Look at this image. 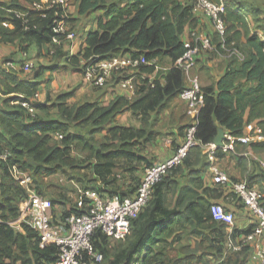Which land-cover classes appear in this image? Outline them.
<instances>
[{
	"label": "trees",
	"instance_id": "16d2710c",
	"mask_svg": "<svg viewBox=\"0 0 264 264\" xmlns=\"http://www.w3.org/2000/svg\"><path fill=\"white\" fill-rule=\"evenodd\" d=\"M97 9L104 10L105 17L100 18L99 28L87 35L86 46L77 54L67 55L66 66L84 75L90 61L122 54L147 61L169 59L173 65L164 74V83L158 75L152 81L143 78L136 84L133 98L118 95L110 104L101 105L91 101L71 103L73 90L60 93L52 104L51 98L42 102L34 96L49 67L42 65L36 77L26 78L19 69L4 66L11 57L0 62V264H59L60 260L59 246H42L38 231L29 223L23 221L22 230L14 225L22 214L21 203L28 197L27 189L12 174L14 166L31 175L35 189L44 196L43 188L50 187L47 178L58 173L75 175L82 168L93 177L88 180L85 172L79 178L97 183L90 189L106 197L133 196L141 174L153 164L148 154V147L157 139L153 114L170 107L186 87L184 70L175 63L186 50L181 35L193 18L192 5L179 0H78L82 15ZM57 11L62 8L52 5V0H0V43H18L23 52L35 45L41 53L44 45L51 44L53 59L64 56L68 41L54 31ZM226 19V44H233L235 49L226 73L218 82L203 87L205 104L197 119V137L203 144L215 141L221 126L242 135L246 112L250 121L259 119L264 128V39L252 33L247 20L232 6L228 5ZM56 37L61 43L54 42ZM155 69V65H141L142 73ZM115 77L121 80L124 76ZM27 101L31 109L24 105ZM128 110L141 121L140 127L113 124L108 128ZM189 123L179 130L183 137ZM107 128L101 139L99 135ZM254 148L264 150V141ZM222 152L219 150L217 157L222 158ZM208 161L204 147L195 146L179 166L158 181L124 244L113 245L108 234L97 230L94 245L104 257L95 264L132 260L141 264H211V258L219 264H252L251 245L238 250L227 246L229 236L250 234L256 224L229 232L226 222L214 218L212 207L222 204L217 200L236 194L214 181L213 187L206 184ZM185 176L189 181L184 185L181 181ZM247 178L253 186L252 174ZM52 201L54 208L63 206L58 218L65 219L84 211L89 198L86 196L85 207L75 209L68 208L64 194ZM187 237L196 238L195 245L186 244ZM85 259L91 262L90 255Z\"/></svg>",
	"mask_w": 264,
	"mask_h": 264
},
{
	"label": "built area",
	"instance_id": "2783aa9c",
	"mask_svg": "<svg viewBox=\"0 0 264 264\" xmlns=\"http://www.w3.org/2000/svg\"><path fill=\"white\" fill-rule=\"evenodd\" d=\"M70 0H52V5H58L62 11H57L54 19V31L64 35L66 41L72 43L77 36V31L69 26V14L67 6ZM195 8L202 10L211 20L222 47H226L228 21L226 19L228 4L225 0H193ZM54 38V42L61 43ZM186 50L183 56L177 60L176 66L182 68L187 78L186 87L181 91L180 98L185 103L191 122L186 127L183 141L171 156L161 162L153 163L144 172L141 183L133 196L120 199L118 197H106L96 189H89L87 208L80 213H72L65 219H60L55 213L52 199L38 193L33 184V178L27 172L17 166L12 168L13 176L27 189L28 197L22 202L21 210L23 221L29 223L38 231L41 245L56 244L60 248L59 264H95L104 257L103 253L96 250L94 235L97 230L108 234L111 240H125L131 233L133 221L138 218L144 207L149 203L153 195L155 184L166 176L173 168L179 166L189 151L198 145H202L207 152L210 162V170L215 183L226 186L242 200L249 211L255 216V227L250 234L244 235L241 241L234 243L229 240L228 248L238 250L243 245H251L252 241L264 237V193L249 183L242 180H234L231 175L218 164L217 153L219 150L229 153L235 150L238 142L248 143L254 140H264L261 128H257L254 134L226 135L224 143L217 145L215 141L203 144L197 137L198 114L205 104V91L200 78L193 74L197 65L198 55L202 51L214 50L216 44L209 35L201 34L196 30L191 33V38L184 41ZM235 48L233 47V50ZM27 56V52H24ZM158 59L151 61L134 57L131 54H122L90 61L84 71V78L92 85L103 86L115 74L122 75L120 83L135 93L138 78H149L147 73L141 72V65H155L160 67ZM15 60H8L4 66L10 69H22L24 73H30L34 69L33 60H24L21 64ZM21 70V71H22ZM152 81V79H150ZM39 98L37 92L34 96ZM29 109L31 102H24ZM2 158L6 159V155ZM264 168V160L260 161ZM212 213L216 220L226 222L231 228L235 224V214L226 207L217 203L212 207ZM91 257V262L85 259V255ZM252 264H264V242L258 240L253 245ZM125 264H141L139 260H132Z\"/></svg>",
	"mask_w": 264,
	"mask_h": 264
},
{
	"label": "crops",
	"instance_id": "0c3cea01",
	"mask_svg": "<svg viewBox=\"0 0 264 264\" xmlns=\"http://www.w3.org/2000/svg\"><path fill=\"white\" fill-rule=\"evenodd\" d=\"M181 4L183 5H192L193 6V18L192 20L185 26V29L181 35V38L183 41L189 40L191 38V33L193 30L198 31L201 34L209 35L214 39H217L218 34L215 31V28L209 19V17L200 9H197L193 5V0H179ZM227 1L229 3H227ZM225 2L232 6L237 12H239L249 23L252 33H257L259 36L264 39V26L255 27V24L264 25V20H260L261 18H264V11L260 12V8L255 6L251 0H243V2L240 3H234L232 0H225ZM258 11V12H257ZM68 12L72 14L71 19L75 20L77 24V36L74 39L72 43L68 42L64 46L65 55H61L60 57L56 59H53L51 53H52V45L47 44L43 46V52L41 53V50H39L35 45H33L30 48V52L33 53L35 51V58L39 61H46V63L49 64H41L49 67V69H46V72H56L55 76L59 73H62L66 70H71L69 74H71V79L76 81V77L80 75L82 79L78 81L79 83L83 81V84L86 86L87 80L84 78V75L82 72L74 70L71 66H66V58L67 55H73L77 54L81 48L86 46V38L89 32L92 30H97L99 28L98 23L100 18L105 17L104 10L97 9L91 11L87 15H82L79 13L78 10V0H70L68 4ZM259 14V15H258ZM252 18V20H251ZM261 21V22H259ZM215 42V41H214ZM216 44V43H215ZM218 44V43H217ZM20 45L18 43L11 44V43H0V50L3 54L8 55H14L13 57H17L18 63L23 60V51L20 49ZM44 57H41V56ZM217 56H211L208 52L202 51L198 55L197 59V66L193 69V74L197 75L203 82L202 87L208 86L213 82H218V80L226 73L227 70V60L220 57L221 60L219 61ZM2 57H0V60ZM2 62V61H0ZM166 65L163 64L160 60L157 61V63L160 65L158 69H155L154 72L148 73L147 75L150 79H155V77L158 75L161 81L164 83L165 78L160 76L163 74H166L167 69L171 67L173 64L170 63L169 59H165L164 61ZM23 63V62H22ZM43 63V62H42ZM58 64V66H57ZM71 67V68H69ZM52 68V69H51ZM68 68V69H67ZM51 69V70H50ZM20 75L22 77H30L28 74L24 73L20 69L18 70ZM45 72V73H46ZM47 72V73H48ZM75 73V74H72ZM36 77V75L34 76ZM32 77V78H34ZM186 77V75H185ZM137 84H141L143 82V78H138ZM42 84L40 87V97L39 100L42 102H46L51 98V101H49L50 104L53 103V101L56 99V97L65 91H60L58 93H54L57 91L60 87V84H58L57 80H52L50 78H44L41 80ZM77 82V83H78ZM201 82V83H202ZM75 83V84H77ZM89 83V82H88ZM187 83V78H186ZM68 91V90H67ZM118 95H124L128 98H133L135 93L132 92V90L128 87L123 86L120 83V80L114 76H112L109 81L103 85V86H97L94 88V95L91 96L90 100H79L82 97L79 96V93L75 94L73 98L70 99L71 103L74 102H84V101H91V102H97L101 105H108L110 104L116 96ZM50 96V97H49ZM92 99V100H91ZM178 100L182 103H184L180 95L175 99V101ZM173 101L170 102V105ZM185 104V103H184ZM186 106V105H185ZM172 107V106H171ZM167 107L164 111L166 115L170 116V120L167 122L168 129H171V131L168 133V138H165V151L166 155L162 156L158 159V162H161L171 156L175 150V148L183 141V135L179 136L180 131H178L177 135V128L180 130L182 124L181 121L184 120L185 116L189 117V114L187 113V110H184V112H180L178 110V107ZM249 112H246L245 115V125L243 129L242 135H249L254 134L255 130L257 128H261L264 134V128L259 124V119H255L250 121L248 119ZM113 124H120L123 126H141V121L136 117L132 111H125L124 113L120 114L116 120L110 122L108 124V128L112 126ZM108 128L105 130V133H107ZM224 129L226 132V135L231 133L226 127H220V129ZM176 133V138H172V134ZM179 136V137H178ZM226 138V137H225ZM161 139L158 137V140ZM225 140V139H224ZM264 140H254L248 143L244 142H238L236 144V148L234 151L225 153L222 158L218 157V164L227 172L231 173V176L238 180L242 179V181H246L249 183L247 174L250 173L253 176L252 181L253 186L260 189L264 193V168L261 166L260 161L264 160V150H259L254 148L255 144H258ZM159 143V142H158ZM208 156V155H207ZM231 159V160H230ZM210 164V162L208 161ZM231 166V167H230ZM204 174V180L206 184L210 187H213V174L210 170V167ZM188 177L185 176L184 180L181 181L182 184L188 183ZM230 192V191H229ZM225 197V196H224ZM221 197L217 201L222 202V204L225 205V207L232 211L235 214V224L234 227L229 228V232H232L233 228H240L245 229L249 227L251 224L255 223V216L249 211V209L245 206V209H239L236 206V203L230 202L229 198ZM56 215L59 217L61 215L62 210L55 209ZM23 222L22 217H20L17 221L14 222V225L17 229H21V223ZM245 234H240L236 238H234L232 235L229 236V240L233 241L234 243H237L241 241V239L244 237ZM258 240H262L264 242V237L257 238L252 241L251 246L253 247L254 244L257 243ZM184 242L186 244H192L195 245L196 238L187 237L184 239ZM20 264V263H18Z\"/></svg>",
	"mask_w": 264,
	"mask_h": 264
},
{
	"label": "rangeland",
	"instance_id": "374dc122",
	"mask_svg": "<svg viewBox=\"0 0 264 264\" xmlns=\"http://www.w3.org/2000/svg\"><path fill=\"white\" fill-rule=\"evenodd\" d=\"M251 1L255 6L260 8V10H261L260 12L264 11V0H251ZM227 3H229V2L227 1ZM67 11H68V6H67ZM68 14H69V16H72V14H70L69 12H68ZM251 20H252V18H251ZM260 20L262 21V20H264V18H261ZM261 21H259V22H261ZM69 26L72 28H75V30H76L77 24H76L75 20L70 19ZM254 26L259 27V26H264V25L255 24ZM214 41H215V43H218L220 41V38L217 37V39H214ZM232 50H233V44H230V45H227L226 47H223L221 49L216 47V48H214V50H209L206 52H208L211 56H217L216 58H218L219 61L221 60L220 57L222 56V58L225 59V61L227 60V62H228V60H230V58L232 56ZM6 55L7 54H3L2 51L0 50V57H2V59L0 61L6 60V58L11 57V59H7V60H15L18 63V60L20 59V58L17 59V57L16 58L13 57L14 55H8V56H6ZM41 57H44V56L42 55ZM28 59L33 60V62L35 64L34 69L30 73H27L30 77H34L36 74H38L41 71V69H42L41 64H49V63H46V61L37 60L35 58V51L33 53H31L29 51V52H27V56H25L24 52H23V60L18 63V64H20V67H22V65H21L22 62H24V60H28ZM162 63L163 64H161V65H166V64H164L165 63L164 61ZM57 66H58V64H57ZM69 68H71V67H69ZM70 71L71 70H66L62 73L57 74L56 76H55L56 72H48L47 71L48 73L47 72L45 73L44 78L48 77V78H51L53 81L57 80L58 84H60L59 89L57 91H55L54 93H58L60 91H65V90L66 91L67 90L68 91L73 90L75 92V94L79 93V96L82 97L79 100H90L91 96L94 95V88L97 86L92 85L88 82L85 86L83 84V81H82V83L81 82L79 83L78 81H80L82 79V77L80 75H78L76 77V81L72 80L71 74H69ZM72 74H75V73H72ZM160 76H162V77L164 76L163 72H162V75H160ZM200 81L202 82L201 79H200ZM75 83H77V84H75ZM201 84H203V82ZM2 98L3 97L0 95V102H1ZM174 106L178 107V110H180V112H184V110H187L185 104L178 101V100H176V101L174 100L171 103L170 107L173 108ZM152 119H153L152 121L154 124L153 128L156 132L157 139L154 143H152L150 145L151 147L150 146L148 147V150H149L148 154L151 157L152 163H156V162H158V159L160 157L166 155V151H165L166 147L164 146L166 143L165 138H168L167 137L168 133L171 131V129H168V127H167V122L171 118L169 115L165 114L164 110H162V111H159L158 113L155 112L153 114ZM189 120L191 122V119H189V117L185 116L184 120H182L181 123L182 124L183 123L185 124L187 122L189 123ZM178 131L179 130L177 128V135H178ZM183 133H184V131H183ZM104 134H105V132L100 134L99 137L102 139L104 137ZM179 136H181V135L179 134ZM158 137L161 138V139H159V141H157ZM172 138L173 139L176 138V133L172 134ZM85 172H87L89 174V176L87 178L88 180H89V178L93 177V175L90 173V171H87V169L82 168L81 173H85ZM81 173H77L75 175H70V176H67L63 173H58V174L50 176L49 178L46 179L47 185H49L50 187H44L43 188L45 196L54 200V199H59V196L61 194H64L66 196V202H67V206L69 209H75L78 206L79 207H81V206L85 207L86 206L85 200H86L87 192L90 188H96L97 183H91V182H86V181L81 180L79 178ZM143 173L141 174L142 176H143ZM228 173L231 175L230 172H228ZM238 180H242V179H238ZM85 187H88V188L86 189ZM227 197L229 198L230 202L236 203V206L239 209H245L244 202L242 200H240L237 195L230 193V194H228ZM55 209H57L58 211L62 210L63 206L57 205L55 207ZM125 242H126V240H123V241L111 240V243L113 245H116V246L124 244ZM210 260H211V264H219V261L214 259V258H211Z\"/></svg>",
	"mask_w": 264,
	"mask_h": 264
},
{
	"label": "water",
	"instance_id": "95a60500",
	"mask_svg": "<svg viewBox=\"0 0 264 264\" xmlns=\"http://www.w3.org/2000/svg\"><path fill=\"white\" fill-rule=\"evenodd\" d=\"M225 137H226V132H225V130L224 129H220L219 130V134H218V136L216 137V139H215V143L217 144V145H222L223 143H224V139H225Z\"/></svg>",
	"mask_w": 264,
	"mask_h": 264
}]
</instances>
